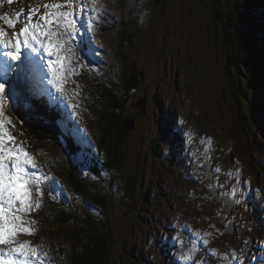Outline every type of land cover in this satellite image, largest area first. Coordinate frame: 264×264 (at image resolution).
I'll list each match as a JSON object with an SVG mask.
<instances>
[{
	"label": "rangeland",
	"instance_id": "obj_1",
	"mask_svg": "<svg viewBox=\"0 0 264 264\" xmlns=\"http://www.w3.org/2000/svg\"><path fill=\"white\" fill-rule=\"evenodd\" d=\"M27 1L32 4L34 0H13L12 4L4 1L0 4V12ZM241 1L225 0L222 4L228 2V7L240 14L234 4ZM210 3L211 0H96L95 7L101 15L97 17L92 13L97 24L91 29L89 36L95 55L101 58L102 72H80L75 68L74 73L68 74L63 89L70 91L72 96L75 94L72 101L77 107L80 84L99 76L112 82V86H122L120 84L123 79L125 83V79L135 76L133 73L141 72L143 82L138 83V88L130 94L129 100L130 106L139 109L145 99L144 111L146 110L136 116L134 128L128 131V150L122 148L125 155L123 152L124 160L121 156V164L127 169L131 165H139L135 178L141 186L134 193L128 190L127 183L125 187L121 184L118 174L105 170L104 162L99 174H92L93 180L85 178L84 169L77 170V176L89 191L87 198L92 200L98 194L107 201L103 213L99 208L101 213L98 215L102 221H112L107 226L109 252L106 264H193V261L196 264H245L246 260V264H264V238L256 232L258 229L264 235V208L254 207L257 222L253 223L245 218L253 217L248 211L242 213L245 217L236 214L244 212L245 197L249 201L252 198L249 194L255 192L259 196L262 193L263 186L260 185L259 177L264 178V135L246 114L252 113L251 102H246L248 112L245 109L246 103L243 104L245 99L240 98L241 92L236 98L234 95L230 96L232 85L224 70L226 62L222 51V46L227 45L223 40L227 28L210 19ZM253 3L264 14V0H254ZM81 4L86 6L83 12L80 11ZM92 7L93 0L75 1L76 18L80 23L85 22L84 14L87 18L88 10ZM122 19L135 28L134 43L120 53L116 45V33L109 28L111 21L118 24ZM72 63L78 66L76 60ZM240 68L245 70L242 64ZM245 72L247 73L246 70ZM30 85L29 82V87ZM48 85L51 84L47 79L44 86L50 90ZM241 85L245 97H251L253 90L244 83ZM26 94V90L18 88V99ZM29 107L33 108L31 102ZM97 109L101 110L102 106ZM11 111L13 114L5 111V117L12 121L8 127L13 136H18V143L23 147L22 144H26L25 137H30L23 133L17 122L14 115L17 112L14 109ZM67 114L69 123L76 126L81 136L87 138L80 133L68 111ZM59 123L61 122L58 120ZM61 124L64 125L63 122ZM171 130H180L178 133L182 135L179 139L172 140L173 132L169 133ZM41 133L48 135L43 128ZM35 140L39 143V140ZM29 141V146L34 150L31 140ZM58 148L56 150V146L51 148L48 144L42 155L49 153L55 159ZM84 148L92 149L90 146ZM136 154L139 155L136 157ZM32 158L36 168L45 175L46 170L39 163L36 154ZM57 160L66 165L71 157L66 153L61 156V160L58 156ZM254 160L262 165L260 171L250 165ZM204 162L209 163L213 174H210L209 169L202 168V191V175L200 171L195 172V169ZM195 174L199 185L193 182ZM210 177L213 179L212 183L208 179ZM45 181H41L42 196L38 194L35 185H29L33 202L39 200L41 206L44 195L47 194ZM127 181L135 183L132 176ZM212 185H215L217 195H221L220 201L218 197L212 198L207 191ZM133 195L138 209L137 217L127 229L126 215L135 206L132 205ZM223 196L242 209L235 206V211L232 207L228 211V206L231 205ZM81 205L85 207L83 203ZM201 206L203 210L204 207L206 210L212 208V218L207 217L203 211H198ZM42 212V207L30 211L23 220L24 226L33 229L32 234L18 233L14 239L24 242L26 240L22 236L32 237L38 244L29 245L38 248L39 264H50L48 257L52 253L45 251V248L58 252L52 242V230L55 232L56 229ZM192 217H196L197 221ZM236 221L246 228L248 239L242 236V232L238 234L234 225ZM228 224L234 228L232 234L223 232ZM47 225L50 228L52 226V230H47ZM61 228L59 230L63 237L64 230L68 227ZM94 230H102V225H94ZM199 236L202 238L199 239ZM172 237L175 241H172ZM197 239L198 243L194 241ZM79 244L81 245L80 242ZM57 245L68 251V244ZM5 247L0 245V248ZM62 249L58 250L64 254ZM62 261L61 264H71L67 256Z\"/></svg>",
	"mask_w": 264,
	"mask_h": 264
},
{
	"label": "trees",
	"instance_id": "obj_2",
	"mask_svg": "<svg viewBox=\"0 0 264 264\" xmlns=\"http://www.w3.org/2000/svg\"><path fill=\"white\" fill-rule=\"evenodd\" d=\"M224 1L225 0H211L208 11L210 13V19L212 21L221 24L224 28H227V30L225 29L227 31L226 36L223 38V40L226 41L227 45L222 46V51L224 60L226 62L224 70L228 74V77L230 78V84L232 85L230 96L234 95L236 98L238 97L237 94H240L239 92H241L240 98L245 99L243 104L246 102H251L252 107L250 108V111L252 113L246 114L248 115L250 121L255 125V127L264 135V14L258 10L257 5L253 3L254 0H252V2L250 0H242L241 2L234 4L237 6L236 9L240 11V14L237 12H233L231 7H228V2H226V4H222V2ZM260 27L262 29H260ZM134 28L135 26L133 24L127 23L123 19L118 24H111L109 30L116 33V45L120 53L123 52L125 48H130L132 46V43H134ZM88 60L91 61L90 67L93 70L95 68V65L93 64L91 59ZM241 64L244 66L247 73L245 72V70L240 68ZM109 70L111 71L110 68ZM133 74L135 76L132 75L133 77L131 76L129 80L125 79V83L124 79L122 80V84H120L122 86H112V82L101 77H99L98 79L93 78L90 81H87V88L90 93V98H88L87 104L84 105L87 107V109H89L88 114L85 113L84 117L85 120L88 121V124L91 125V130L94 133L98 148L102 156H104L103 162L106 168L105 170L109 172L110 170H121V184L123 183L125 187V183H127L128 190L134 193V190H136L138 186H141L138 185V180L137 178H135L139 169V165H131V167L127 169V167H124L121 164V156L123 157L124 152L123 149H125L126 151L128 150L127 134L129 130H132L125 128V125L123 123V120L125 118L124 113L130 106V94L136 91V89L138 88V83L141 81L143 82L144 79V76L142 75L141 77L140 73ZM241 83H244L247 88H251L253 90L251 97H245L244 88H242ZM26 95H28V99L32 103L33 108L30 109L33 112L49 117L58 123L57 118L43 113L40 110L39 106H35V104L33 103V99H31L29 94ZM100 105L102 106V109L98 110L97 108ZM245 107L246 111H248L249 108L247 103ZM33 112H31L32 114L29 117L27 112L22 109L17 111V114L14 113V115L16 116L15 118L20 124L23 133L29 134L30 139L28 137H25L26 144L30 143L29 140H31V144L34 146V150L40 153L48 147V144L51 148H53L55 146H53V141H55L56 139L55 136L53 137V132L49 128L51 119L46 123V121H39V118H41L40 116L37 121H39L41 125L46 126L36 128V122L34 121H36V115L38 114H34ZM58 125H60L61 129L68 134L72 144L74 145L76 153L95 158L96 162H98L97 156L94 155V150H92L91 148H84V146L92 147L89 139L86 138V140L88 141L87 144H81L82 148L85 151L89 152L87 153L80 150L78 144L73 140V138H71L68 127L70 126L77 131L76 126L70 123L66 126L65 124L62 125L61 123H59ZM261 126L263 128H261ZM42 128L44 131L48 132L47 136L41 133ZM65 129H67V131H65ZM235 135L237 136V134ZM44 136L46 138H44ZM35 139L39 140V143H37ZM42 140H44L43 143L41 142ZM67 148L69 149V147ZM138 155L139 154H136V157ZM262 158H264V154L262 155ZM42 161L46 164V166L49 167V170L51 172L55 173L56 177H62L63 179L70 181L69 183L67 182V184L69 185V188L73 194H82L85 199L89 200L87 198V194H89V191L87 187L82 183L80 177L77 176V172L74 166L70 165L64 167L60 165V167L58 165L59 168L56 171V167L51 164L49 153L43 157ZM58 163L60 162L58 161ZM50 165L54 166L55 168ZM250 165H252L257 171H260L262 167V165L257 160L255 162L251 161ZM246 166L248 167V165ZM256 170L255 173L258 175V172ZM99 171V169L94 168L92 173L96 174V172ZM67 172H69L68 176ZM130 176L135 179V183L130 181L126 182V179H128ZM91 185L93 184H88V186ZM54 191L57 195V186H54ZM254 198L257 200V197ZM94 199L97 203L94 201ZM89 201L90 204L86 205L85 207L77 208L74 205H71V207L68 205L70 210H67L60 207L48 195L46 197V205L43 216L45 217V219H49L50 224L54 229H56V231L54 232L51 229L52 226L50 228L48 227L49 225H47V230H52V242L55 244V248L57 247L56 250L58 251L56 253L59 256H62L57 258L64 259L65 256H67L71 264H106V261L108 259L109 249H107L106 238L109 236V229L107 228V226L109 225V222L111 225L112 221H102V219L98 216L99 213H103L105 208L104 205L107 203V201H105V199H103L101 196H98V194L94 195L93 199ZM133 204H136L135 197L134 203H132V205ZM93 205L98 206L101 212L99 208L94 209ZM198 211H203L207 215V217H209V215H212L213 213L211 207L209 208V210H206V208L204 207L203 210V206H201V210ZM81 213H84L86 216H83ZM251 214L253 217L250 218L253 220V222H257L255 214ZM80 217H82L85 221ZM193 219L194 221H197L196 217H194ZM263 222L264 221H262V223ZM97 224L102 225V230H94V225L96 226ZM262 225L264 226V224ZM61 227H68L66 230H64L63 237H61V234L63 233L59 230L62 229ZM256 232L261 235L263 234L262 231H259L258 229ZM79 242L81 243V245L79 244ZM58 243L60 245H62V243L68 244V251H64L62 247L57 245ZM76 244H79V246H76ZM59 248L62 249L65 256L60 250H58ZM136 253L138 252L136 251Z\"/></svg>",
	"mask_w": 264,
	"mask_h": 264
},
{
	"label": "snow or ice",
	"instance_id": "obj_3",
	"mask_svg": "<svg viewBox=\"0 0 264 264\" xmlns=\"http://www.w3.org/2000/svg\"><path fill=\"white\" fill-rule=\"evenodd\" d=\"M3 3L4 0H0V4ZM7 3L12 4L13 0H7ZM95 3L93 0L84 23L76 18L74 0L42 4L44 11L35 20L40 8H29L23 27L19 29L17 24L23 9L15 17L0 14V21L14 30L9 37L5 27H0V245L6 246L0 248V264H39L38 248L30 247L28 241L17 242L14 238L18 233L32 234L33 230L24 226L23 218L34 208L41 207L39 200L33 202L29 185H35L42 196L41 181L54 180L36 168L33 158L6 127L12 124L5 117L6 101L11 100L15 108L21 81H43L45 70L51 76L48 83L57 93L64 95L63 84L77 67L72 61H78L80 68H90L91 61L85 60L94 55L95 50L89 33L97 24L92 13L97 17L101 15ZM85 7L81 4L80 11L83 12ZM77 37H81L79 44ZM77 51L81 55L77 56ZM38 94L52 97L48 89H41ZM71 134L78 143H88L77 133ZM78 159L85 166L84 159ZM50 195L55 198L54 192Z\"/></svg>",
	"mask_w": 264,
	"mask_h": 264
},
{
	"label": "bare ground",
	"instance_id": "obj_4",
	"mask_svg": "<svg viewBox=\"0 0 264 264\" xmlns=\"http://www.w3.org/2000/svg\"><path fill=\"white\" fill-rule=\"evenodd\" d=\"M147 92V91H146ZM140 99V98H139ZM141 101V100H140ZM131 105V104H130ZM146 108V107H145ZM50 110H51V108H50ZM60 111V110H59ZM132 111H135L136 112V115H135V118H136V116H137V108H134L133 106H129L128 108H127V110L125 111V113H124V115L127 117V118H130L131 116H132ZM146 111V110H145ZM6 113V112H5ZM8 117V116H7ZM16 117V116H15ZM175 117V116H174ZM177 117H175V119H176ZM123 120V119H122ZM168 120V119H167ZM170 121V120H169ZM135 125V124H134ZM11 126V125H10ZM6 127L8 128V130H9V127H8V125H6ZM62 128H63V126H62ZM13 130V129H12ZM16 130V129H15ZM10 131V130H9ZM13 132H14V130H13ZM12 134V133H11ZM16 135H18V132L16 131ZM15 136V135H14ZM120 136V135H119ZM16 137V140H17V142H18V136H15ZM177 152V151H176ZM161 155V154H160ZM170 163H172V162H170ZM210 165H209V163L208 162H204L203 163V168L204 169H209L210 170ZM173 170H174V168H173ZM207 171V170H206ZM93 174V173H92ZM96 174H99V172H96ZM93 175H95V174H93ZM109 179V178H108ZM209 179V178H208ZM108 182V181H107ZM110 182H111V179L109 180V184H110ZM210 182L212 183L213 182V179H211L210 178ZM213 190H215V194H213L212 195V191ZM207 191H209L210 193H211V195H212V198H214V197H218V200L220 201V196L221 195H217V189H216V187H215V185H212V187H209V188H207ZM223 198L225 199V201H227V203L228 204H230V203H232L233 204V202L231 201V202H229V200L228 199H226V197L225 196H223ZM134 205V204H133ZM137 205H135V206H133V209H132V211L131 212H129L127 215H126V219H128L127 220V222H126V227H127V229H129L130 227L129 226H131L132 224H133V220H134V218H135V216L137 217ZM233 227H231L229 224H228V226L223 230V232H224V234H232L233 233ZM128 231V230H127ZM172 239V241H175V239L172 237L171 238ZM53 247V246H52ZM205 250H207V247H206V245H205ZM201 256H203V252L201 253ZM247 261V260H246ZM245 261V264L247 263Z\"/></svg>",
	"mask_w": 264,
	"mask_h": 264
},
{
	"label": "water",
	"instance_id": "obj_5",
	"mask_svg": "<svg viewBox=\"0 0 264 264\" xmlns=\"http://www.w3.org/2000/svg\"><path fill=\"white\" fill-rule=\"evenodd\" d=\"M140 76L142 77V73L140 72ZM144 104H145V99H143V106H139V109L137 108V115L141 112H144ZM132 116L130 118H127L125 116L124 120H123V123L125 125V128L126 129H133L134 128V121H135V115H136V112L135 111H132ZM215 190L212 191V195L215 194ZM203 203V201H202ZM209 218H212L211 215H209Z\"/></svg>",
	"mask_w": 264,
	"mask_h": 264
},
{
	"label": "flooded vegetation",
	"instance_id": "obj_6",
	"mask_svg": "<svg viewBox=\"0 0 264 264\" xmlns=\"http://www.w3.org/2000/svg\"><path fill=\"white\" fill-rule=\"evenodd\" d=\"M193 161H195V159L193 160ZM200 169H201V171H200V173L203 175V164L199 167ZM195 172H197V171H195ZM203 179V178H202ZM194 181V183H196V184H198L199 185V182L197 181V179H196V177H195V179H193ZM190 182H192V181H190ZM223 191V190H222ZM198 240L199 239H197V240H194L195 242H197L198 243Z\"/></svg>",
	"mask_w": 264,
	"mask_h": 264
}]
</instances>
